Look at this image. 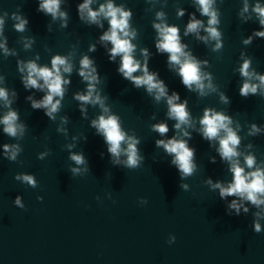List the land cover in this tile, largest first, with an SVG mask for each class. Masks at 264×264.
I'll use <instances>...</instances> for the list:
<instances>
[{
    "label": "clouds",
    "instance_id": "obj_1",
    "mask_svg": "<svg viewBox=\"0 0 264 264\" xmlns=\"http://www.w3.org/2000/svg\"><path fill=\"white\" fill-rule=\"evenodd\" d=\"M66 2L67 0H38L37 11L50 16L52 21L59 20L60 26L67 28L69 14L62 8V4ZM149 2L151 3L153 0H149ZM93 5H98V7H93ZM193 6L200 16L207 18V21L205 23L204 20L198 19L196 12L188 13L189 19L183 30V36L193 34L198 41L206 46L212 44L211 50L213 52H219L224 45L223 33L219 27L221 13L217 7V0H193ZM186 12L185 8L180 7L177 8L176 15L178 18H182ZM77 13L79 20L88 26L95 25L104 29V22L106 21L108 27L99 35L98 43L105 48L110 61L115 62L119 57L117 72L124 79L130 81L135 88H144L146 93L152 96L156 102L161 101V99L166 101V117L168 120L175 121L173 124L174 135L170 138L167 137L170 129L166 121L153 123L150 127L153 132L158 133L161 137L155 141L156 147L162 148L171 157V164L177 168L181 181L186 180L197 171L196 150L189 146L192 131L188 129H192L208 141L211 147H215L221 162L227 164L232 177L231 181L228 182L219 180L214 182L209 177L205 183L211 190H218L222 200L234 197L226 205L229 215L239 216L242 211L243 214H247L249 212L247 205L254 206L257 211L253 213V231L257 234L264 231V226L261 224V220H264V161L258 162L256 155L252 151H248L253 148L251 143L245 146V150H241L242 137L238 134L241 130L240 123L234 121L232 116L223 111H217L213 107H205L202 116L198 118L200 127L195 128L193 117L188 108V100H181L176 91H172L169 95V88L164 80L160 79L159 73L150 70L151 53L149 49L141 48L142 60L137 59L135 55L137 44L133 43V40L137 38L138 32L131 23L133 18L131 8L126 7L123 3H116V0H103V2L100 0H83L77 4ZM8 16L7 11L0 15V38L4 41L0 43V48L3 49L5 57L16 55L14 51H10L6 47L7 37L4 36V26ZM238 16L244 22H248L255 16L261 27V30H254L251 35L243 39V45H250L255 38H264V3L256 0L254 4H250L249 0H243V7ZM11 19L15 21L13 25L15 31L23 33L27 30L29 21L25 16L19 12H13ZM152 28L156 33L155 48L157 53L167 54V67L175 71L188 91L197 92L200 97L217 92V86L212 82V74L201 71V65L209 66V61L198 59L191 50L186 51L189 45L182 41L180 27L168 23L164 11L155 12ZM48 31H51L50 25H48ZM201 31L205 35H202ZM22 40L26 50L30 49L34 43L32 37H22ZM96 50V44L89 45L88 52H95ZM72 55L71 52L68 55H52L50 66L37 63L40 59L39 54L34 59L17 60V70L24 88L44 93L40 99L34 98V95H28L26 100L30 102L32 109H42L52 121L56 120L57 113L62 108V101L68 91L66 86L71 85L70 77L74 70V64L71 61ZM240 58L242 63L236 70L242 78L239 88L240 96L247 98L260 95L264 97V74L257 72L252 67V59L244 51H241ZM76 72L86 87L84 90L73 93V99L78 102L79 111L84 119L88 118L86 106H99L100 114L90 120V127L95 129L97 135L103 137L112 165L123 166L127 169L139 168L144 160L138 148L141 141L134 133L130 135L124 130L120 116L113 113L106 104L108 97L102 95L101 89L98 88L101 77L94 59L88 54H83L79 59V67L76 68ZM137 73L140 74L137 75ZM4 83L5 77L0 75V84ZM219 95L221 102L230 103L229 97L224 92H220ZM17 98L18 94L14 89L9 90L6 86H0V104L7 109L3 115H0V125H3L4 134L19 140L25 135L27 125L21 121L19 112L12 107ZM152 118L155 119V115ZM60 119L62 124H67L69 118L62 116ZM234 123L235 127H233ZM262 129L264 126L252 123L247 135L261 134ZM57 131L65 134L67 132L62 127H58ZM84 139L86 140L87 137ZM66 147L69 149L68 159L76 165L69 167L71 174L76 176L88 173L90 169L83 153L71 151L74 148L73 144ZM2 148L4 157L9 161H16L22 151L21 145L18 143H5ZM48 154L47 151L39 153L38 159L43 160ZM100 155L103 157L104 153H100ZM210 162L215 163L216 157H210ZM15 179L32 188L38 186L33 174L19 173ZM189 187L187 183L180 184V188L185 191H188ZM37 199L42 201L43 197H37ZM140 202L146 204L147 199L141 198ZM14 204L21 209L25 208L19 195L16 196ZM175 239V236H170L168 243H174Z\"/></svg>",
    "mask_w": 264,
    "mask_h": 264
}]
</instances>
